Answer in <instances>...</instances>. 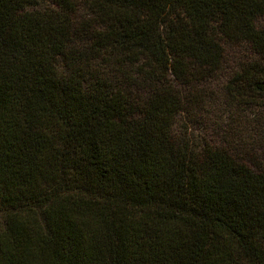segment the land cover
Wrapping results in <instances>:
<instances>
[{
  "label": "trees",
  "instance_id": "16d2710c",
  "mask_svg": "<svg viewBox=\"0 0 264 264\" xmlns=\"http://www.w3.org/2000/svg\"><path fill=\"white\" fill-rule=\"evenodd\" d=\"M263 16L264 0H0V264H264V168L174 129L222 106L232 46L253 56L223 104L264 123Z\"/></svg>",
  "mask_w": 264,
  "mask_h": 264
},
{
  "label": "rangeland",
  "instance_id": "374dc122",
  "mask_svg": "<svg viewBox=\"0 0 264 264\" xmlns=\"http://www.w3.org/2000/svg\"><path fill=\"white\" fill-rule=\"evenodd\" d=\"M256 25L259 29H264V16L256 20ZM252 56L251 50L244 46L226 48L222 72L217 75L212 86L213 99L222 106L213 104L215 112L206 116V119L203 115L198 117V114L190 118L182 116L177 119L174 129L181 135L186 134L199 145L222 147L251 169H259L264 168V123L249 122L246 119L247 109L244 107H225L224 94L220 88L224 80L237 70L238 63ZM211 117L216 120V125L207 120Z\"/></svg>",
  "mask_w": 264,
  "mask_h": 264
}]
</instances>
